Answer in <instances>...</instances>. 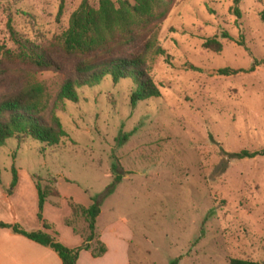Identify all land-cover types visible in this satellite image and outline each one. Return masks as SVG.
Returning a JSON list of instances; mask_svg holds the SVG:
<instances>
[{"label": "rangeland", "instance_id": "rangeland-1", "mask_svg": "<svg viewBox=\"0 0 264 264\" xmlns=\"http://www.w3.org/2000/svg\"><path fill=\"white\" fill-rule=\"evenodd\" d=\"M83 1L0 0V96L40 83L43 101L65 130L54 145L31 137H8L0 145L2 213L26 229L42 228L39 182L58 192L46 197L41 215L63 244L84 241L81 207L95 198L99 213L90 245L100 239L121 264L264 261V154L227 155L264 146V63L247 70L264 58V0H128L140 10L126 18L131 40H118L123 45L114 52L135 54L150 40L168 54H147L160 94L134 106L128 77L113 82L105 76L78 87L77 101H61L56 93L72 57H59L53 71L15 56V37L61 44ZM85 1L97 8L100 0ZM212 36L222 42L219 51L202 46ZM220 67L241 70L218 74Z\"/></svg>", "mask_w": 264, "mask_h": 264}, {"label": "trees", "instance_id": "trees-1", "mask_svg": "<svg viewBox=\"0 0 264 264\" xmlns=\"http://www.w3.org/2000/svg\"><path fill=\"white\" fill-rule=\"evenodd\" d=\"M143 2L148 0H142ZM238 3V0H233ZM234 11L239 16L235 5ZM140 9L129 3L128 0H119L116 7L112 0H100L97 8L90 6L85 0L70 16L68 27L64 30L61 44L54 46H41L28 39L15 37L17 59L24 63L40 69L57 71L60 68L59 57H72L74 63L72 70L62 81L57 93V100L77 101L79 98L77 88L83 85H94L99 83L105 76H110L113 82L121 78H130L134 83V89L129 96L130 105L134 106L137 101L160 94L159 88L152 80L147 66V54H168L160 45H154L147 40L141 50L135 54H117L116 48L123 44H117L118 40L124 43L131 40V27L126 18L134 16ZM264 21V8L259 12ZM137 27L138 23H133ZM129 33V34H128ZM110 37H107V36ZM222 37L232 38L226 31L221 33ZM242 44L241 40H238ZM202 46L214 51H219L222 42L217 36L206 38ZM264 63L263 59H253L251 71L255 65ZM241 69L220 67L216 69L218 74H232ZM44 87L40 83L23 84L19 88L11 89L0 96V145L6 138L15 137L22 139L31 137L48 145L57 144L65 134V130L53 109H48L47 103L43 101ZM128 135V134H127ZM264 146L249 151L227 152L231 158L252 157L263 155ZM11 186L16 181L14 167ZM119 175L115 179H119ZM38 194L37 216L41 221L42 228L26 229L17 222H5L0 220V228H9L14 233H19L27 238L53 249L61 260V264H76L79 252L82 249L90 250L92 256H99L106 251V245L100 239H95L96 246L91 247L90 242L95 237V218L99 213L98 201L95 198L88 207H81V213L86 221L87 234L84 241L76 246L63 244L52 233V225L41 215L42 205L47 196L58 195L55 189L48 190L36 183ZM7 191H10L8 189ZM73 210L78 207L70 202ZM50 230L51 232L47 231ZM169 264H177L173 259ZM229 264H264V261L248 258L230 257Z\"/></svg>", "mask_w": 264, "mask_h": 264}, {"label": "crops", "instance_id": "crops-1", "mask_svg": "<svg viewBox=\"0 0 264 264\" xmlns=\"http://www.w3.org/2000/svg\"><path fill=\"white\" fill-rule=\"evenodd\" d=\"M0 220L19 222L17 217H6L1 210ZM67 243H65L67 246H73ZM105 245L106 251L99 256H92L90 250H80L76 264H121L116 262L114 257L111 258L110 248L106 243ZM0 264H61V260L50 247L2 227L0 228Z\"/></svg>", "mask_w": 264, "mask_h": 264}]
</instances>
